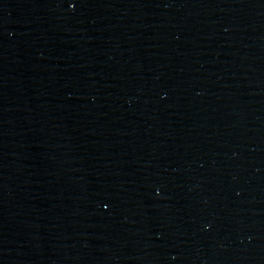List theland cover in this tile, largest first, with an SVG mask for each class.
I'll return each instance as SVG.
<instances>
[{
	"label": "water",
	"instance_id": "water-1",
	"mask_svg": "<svg viewBox=\"0 0 264 264\" xmlns=\"http://www.w3.org/2000/svg\"><path fill=\"white\" fill-rule=\"evenodd\" d=\"M0 264H264V0H0Z\"/></svg>",
	"mask_w": 264,
	"mask_h": 264
}]
</instances>
